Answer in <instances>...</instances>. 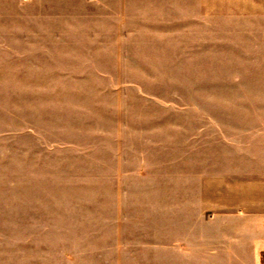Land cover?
Returning <instances> with one entry per match:
<instances>
[{
	"label": "rangeland",
	"instance_id": "obj_1",
	"mask_svg": "<svg viewBox=\"0 0 264 264\" xmlns=\"http://www.w3.org/2000/svg\"><path fill=\"white\" fill-rule=\"evenodd\" d=\"M163 1L126 0L122 20L95 1H60L69 10L43 23L58 42L44 43L36 81L0 73V264L35 253L39 264H179L195 229L204 264H264V218L211 203L194 217L179 201L169 150L181 125L224 119L220 99L243 94L212 73L226 72L225 52L186 51L175 25L185 12ZM34 208L37 246H21Z\"/></svg>",
	"mask_w": 264,
	"mask_h": 264
},
{
	"label": "crops",
	"instance_id": "obj_2",
	"mask_svg": "<svg viewBox=\"0 0 264 264\" xmlns=\"http://www.w3.org/2000/svg\"><path fill=\"white\" fill-rule=\"evenodd\" d=\"M60 1L0 0V73L30 75L36 81L44 43L58 42L55 34H44L43 23L47 17L57 21L60 10H69V5L62 7ZM91 1L98 2L109 17L113 13L122 20L121 5L126 0ZM176 2L185 12L175 24L181 28L180 44H189L186 51L190 53L202 51L203 44L215 54L225 52L226 72L212 73L227 76L221 91L243 94L234 102L220 99L226 100V106L219 104L226 107L224 119L209 120L208 125L202 115H196L181 125V147L169 150L177 156L179 201L190 204L194 217L198 211L201 217L202 204L211 203L216 212L264 218V0ZM44 11L51 13L44 15ZM204 11L227 14L225 18L204 17ZM33 213L34 233L20 242L21 246H37V208ZM197 232L195 229V241L180 248L179 264H204ZM35 254L32 263L39 264ZM145 264L164 263L151 260ZM225 264L246 263L227 259Z\"/></svg>",
	"mask_w": 264,
	"mask_h": 264
},
{
	"label": "built area",
	"instance_id": "obj_3",
	"mask_svg": "<svg viewBox=\"0 0 264 264\" xmlns=\"http://www.w3.org/2000/svg\"><path fill=\"white\" fill-rule=\"evenodd\" d=\"M263 223H264V219H263Z\"/></svg>",
	"mask_w": 264,
	"mask_h": 264
}]
</instances>
